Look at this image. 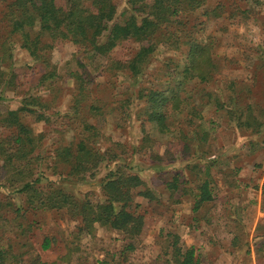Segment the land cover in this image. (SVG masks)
<instances>
[{
    "label": "rangeland",
    "instance_id": "rangeland-1",
    "mask_svg": "<svg viewBox=\"0 0 264 264\" xmlns=\"http://www.w3.org/2000/svg\"><path fill=\"white\" fill-rule=\"evenodd\" d=\"M114 2L121 20L126 0ZM184 9L168 29L179 37L187 33L206 43L214 68L207 83L188 76L181 87L182 97L188 105L201 109L202 119L188 123L187 108L174 111L167 120L169 133L142 123L148 105L136 93L148 86L175 89L186 52L181 41L176 46L160 45L138 81L111 65L113 60L130 58L138 48L136 41H122L107 56L95 59L77 55L75 46L63 41L49 54L57 77L43 80L48 69L12 38L14 78L0 99V140L12 131L2 122L7 111L19 107L25 97L38 98L47 119L23 114L22 120L39 135L35 153L44 157L40 170L45 177L78 197L100 199L101 180L118 162L130 172L137 170L156 198L135 197L133 205L138 203L135 209L144 217L143 230L135 249L122 259L123 235L114 229L96 225L92 234L75 238L76 221L66 211H25L24 197L12 187L4 188L7 170L0 154V251L5 263L101 264L104 260L105 264H170L162 249L164 237L172 232L178 234L181 245L195 248L201 264H264V148L258 145L263 136L258 130L264 126V0H203L196 9ZM3 11L0 1V41L8 34ZM7 63L0 61V69L8 72ZM73 72L86 84L85 100L75 118L69 110L76 86ZM238 93L232 104L236 108L251 105V125L245 123V115L238 119V114L217 105L230 108L227 98ZM91 104L100 110L90 112ZM83 121L96 125L97 146L102 151L113 149L120 158L102 163L94 175L75 177L68 174L66 164L55 161L53 150L77 138ZM196 130L198 134L207 132L204 142L196 138L200 136ZM195 145H199L196 155ZM206 159L213 160L209 172ZM175 173L181 178L171 193L165 182ZM206 178L214 198L196 216L206 214L211 224H195L193 199L187 190ZM234 236L238 237L236 243L241 242L239 247L231 245ZM45 238L47 248H43Z\"/></svg>",
    "mask_w": 264,
    "mask_h": 264
},
{
    "label": "trees",
    "instance_id": "trees-1",
    "mask_svg": "<svg viewBox=\"0 0 264 264\" xmlns=\"http://www.w3.org/2000/svg\"><path fill=\"white\" fill-rule=\"evenodd\" d=\"M0 1L4 5L2 18H5V25L8 28L7 36L0 41V61L8 62V72L0 69V99H3L2 92L14 78L10 64L13 56L11 45L13 37H16L20 46L31 58L41 62L48 69L42 77L43 80H52L57 77L55 67L51 66L49 54L55 45L63 41L71 42L75 46V53L87 59L107 56L122 41H136L138 48L130 58L125 61L113 60L111 63L113 68L127 73V77L135 81L140 79L150 58L158 51L160 45L174 44L176 46V43L181 41L186 48L183 64L178 71L181 81H178L175 89L171 91L167 85L166 87L139 88L136 98L143 99L148 105L141 120L142 123L152 124L160 133H169L171 124L167 120L174 111L182 112L187 108L188 123L202 119L201 109L196 105H188L181 95V87L183 81L189 77H196L199 82L209 81L214 68L208 54L209 48L206 43L196 40L193 35L187 36L185 33L183 37H179L176 32L168 28L172 20L184 12L185 7L196 9L203 0H126L122 11L125 16L121 20L117 18L118 8L114 0ZM79 64L82 66L81 61ZM71 78L76 82V86L72 93L69 110L75 118L80 115V106L85 100L86 84L77 72L71 73ZM135 81L132 84H135ZM228 83L231 85L234 81L230 80ZM239 95L240 93L230 95L227 98L229 104L235 102ZM39 103L38 98L25 97L19 107L7 111L2 119L4 126L12 129L0 140V154L4 168L7 170V183H3L4 188L12 187L15 194L24 197L25 211L28 209L66 211L68 216L76 221V230L73 233L75 238L83 234H92L96 225L119 231L124 239L119 254L122 259H125L124 256L135 249L144 225L143 214L135 209L139 206L138 203L133 205L135 197L138 195L153 200L156 198L155 194L146 186L137 170L130 172L118 162L101 180L100 199H91L87 195L78 197L55 184V180L45 177L40 170L44 157H41L40 153H35L39 135H35L30 126L22 120L23 114H35L37 120H46L47 116L38 105ZM217 105L232 110L235 115L238 114V119L245 115V123L247 126L251 125L252 107L249 103L245 108H236L234 104L230 108L224 103H217ZM99 108L91 104L88 109L90 112H96L100 110ZM258 131L263 134L258 145L264 148V126ZM199 134V138L195 135L196 138L204 142L207 132L203 131ZM97 135L96 125L83 121L77 138L66 145L60 143L54 147L55 161L66 164L69 175L84 177L94 175L104 162L119 160L118 153H115L113 149L105 148L102 151L97 146ZM198 146H194L195 155ZM183 147H186L185 144ZM198 158L201 160L203 157L198 156ZM206 160L209 161L206 166L209 172L213 160ZM131 168L134 170L137 167ZM180 178L181 175L175 173L165 182L166 188L171 193L178 188ZM45 179L48 180L43 183ZM210 183L207 178L198 180L191 189L187 190V196L193 199L191 211L195 216L193 217L195 224L210 222L206 214L196 216L205 204L214 198ZM139 187L143 189L136 191ZM21 209L20 206L16 208L19 213L23 211ZM236 241L238 237L234 236L231 245L234 246ZM163 242L165 245L162 255L168 259V263L201 264L194 247L181 245L178 234L167 233ZM239 242L235 247H239L241 244ZM48 245L49 240L45 238L43 248H47ZM105 262L102 260L101 264ZM39 263L56 264L44 261ZM0 264H7L4 262L2 251H0Z\"/></svg>",
    "mask_w": 264,
    "mask_h": 264
},
{
    "label": "crops",
    "instance_id": "crops-1",
    "mask_svg": "<svg viewBox=\"0 0 264 264\" xmlns=\"http://www.w3.org/2000/svg\"><path fill=\"white\" fill-rule=\"evenodd\" d=\"M262 193H263V191H262ZM263 196H264V194H263ZM263 200H264V199H263ZM260 205H261V204H260ZM261 206H262V205H261ZM262 207H263V209H262ZM262 207H261V211L264 212V205H263ZM210 224H211V220H210V222H209L208 224H206V225H210ZM191 227L194 228V225L191 224ZM116 231H117V230H116ZM118 232H119V231H118ZM121 234H122V233H121ZM252 238H253V236H252ZM232 239H233V238H232ZM232 239H231V240H232ZM231 240H230V241H231ZM239 244H240V242H239ZM188 247H189V246H188ZM194 249H195V248H194ZM195 253H196V250H195ZM196 256L198 257L197 254H196ZM198 258H199V257H198ZM254 264H256V263H254Z\"/></svg>",
    "mask_w": 264,
    "mask_h": 264
}]
</instances>
